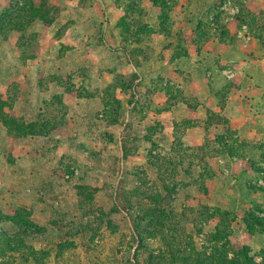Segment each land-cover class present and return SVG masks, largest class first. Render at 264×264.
<instances>
[{
    "label": "rangeland",
    "instance_id": "1",
    "mask_svg": "<svg viewBox=\"0 0 264 264\" xmlns=\"http://www.w3.org/2000/svg\"><path fill=\"white\" fill-rule=\"evenodd\" d=\"M147 2L0 0V264H264V140L213 116L187 150L129 65L235 25L264 46V0Z\"/></svg>",
    "mask_w": 264,
    "mask_h": 264
},
{
    "label": "crops",
    "instance_id": "2",
    "mask_svg": "<svg viewBox=\"0 0 264 264\" xmlns=\"http://www.w3.org/2000/svg\"><path fill=\"white\" fill-rule=\"evenodd\" d=\"M148 1L147 9L154 16L157 6L152 0ZM135 2L139 4L140 1ZM102 7L108 12L117 10L120 16L124 14L121 2L113 5L102 2ZM181 22L175 27L187 37L190 22ZM153 23L148 24L152 26ZM229 33L230 40L204 41L192 59L191 49L176 54L170 46L163 56L153 50L150 60L143 61L144 58L139 57L138 62H129L138 73L136 82H142L141 92L150 99L148 121L171 139H180L187 150L200 149L204 139L210 136L205 127L209 130L222 128L219 124L210 125L213 116L222 119L225 127L248 142L264 140V46L247 28L235 25ZM172 36L169 32L152 35L154 40L171 39ZM187 46L197 48L192 43ZM146 66H149L148 71ZM142 93L140 95L146 98ZM256 151L253 147L252 152ZM261 165L264 167V162ZM246 169L251 170L248 166ZM241 236L235 234L236 239Z\"/></svg>",
    "mask_w": 264,
    "mask_h": 264
},
{
    "label": "trees",
    "instance_id": "3",
    "mask_svg": "<svg viewBox=\"0 0 264 264\" xmlns=\"http://www.w3.org/2000/svg\"><path fill=\"white\" fill-rule=\"evenodd\" d=\"M151 224H152V221L149 223V225H151ZM139 228H140L139 224L136 225V223H135L133 231H135L139 234V247H140V246H142V244L144 242L143 237H142V233L147 232V233L151 234V230H150V226H148L147 228L142 229V231L139 232ZM243 249H242V251H243ZM242 251H241V253H242ZM184 261H185V259H184Z\"/></svg>",
    "mask_w": 264,
    "mask_h": 264
}]
</instances>
